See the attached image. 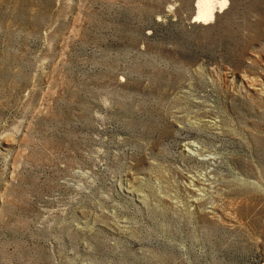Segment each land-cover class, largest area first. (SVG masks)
<instances>
[{
  "label": "rangeland",
  "instance_id": "374dc122",
  "mask_svg": "<svg viewBox=\"0 0 264 264\" xmlns=\"http://www.w3.org/2000/svg\"><path fill=\"white\" fill-rule=\"evenodd\" d=\"M0 0V264H264V0Z\"/></svg>",
  "mask_w": 264,
  "mask_h": 264
},
{
  "label": "bare ground",
  "instance_id": "6f19581e",
  "mask_svg": "<svg viewBox=\"0 0 264 264\" xmlns=\"http://www.w3.org/2000/svg\"><path fill=\"white\" fill-rule=\"evenodd\" d=\"M226 3L227 0H196L192 22L204 25L212 20L216 16L217 9L222 10Z\"/></svg>",
  "mask_w": 264,
  "mask_h": 264
}]
</instances>
